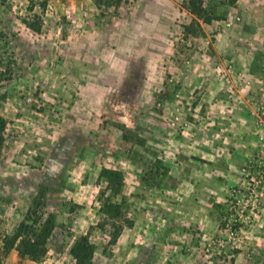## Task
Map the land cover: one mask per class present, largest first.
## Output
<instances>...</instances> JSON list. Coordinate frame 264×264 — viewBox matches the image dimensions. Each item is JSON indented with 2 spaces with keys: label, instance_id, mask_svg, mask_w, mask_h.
<instances>
[{
  "label": "rangeland",
  "instance_id": "rangeland-1",
  "mask_svg": "<svg viewBox=\"0 0 264 264\" xmlns=\"http://www.w3.org/2000/svg\"><path fill=\"white\" fill-rule=\"evenodd\" d=\"M31 1L0 0V239L30 210L54 228L3 263L74 264L88 233L89 264H264V0H195L209 22L190 0Z\"/></svg>",
  "mask_w": 264,
  "mask_h": 264
},
{
  "label": "trees",
  "instance_id": "trees-1",
  "mask_svg": "<svg viewBox=\"0 0 264 264\" xmlns=\"http://www.w3.org/2000/svg\"><path fill=\"white\" fill-rule=\"evenodd\" d=\"M32 2L31 0H29ZM190 4L195 7V11L199 15L203 16L204 21L209 22L210 16H206L204 11L196 8L195 0H190ZM42 7L45 6V2H41ZM195 12L194 10H192ZM5 119L0 116V149L3 141L2 132L5 127ZM100 177H104L111 185V191L114 194L120 193L122 187L123 176L119 170L102 168L99 172ZM101 211L105 215H116L120 218L124 216L118 203L112 201L108 196L101 201ZM44 214H36L35 210H30L24 217V219L18 224L15 231L11 235H5L2 242V253L7 254L10 249H15L20 257H27L31 260H38L42 258L46 251V241L50 233L54 228V216L48 213L43 219ZM43 219V220H42ZM126 221L127 219L124 218ZM42 220V221H41ZM124 220V221H125ZM41 221V222H40ZM40 223V224H39ZM39 224V226H37ZM130 224V222L128 223ZM113 233L111 234V243L115 242L122 224L113 223ZM37 226V227H36ZM95 251V245L90 242L88 233L80 235L73 245L71 246L69 253L74 258V264H89ZM0 264H4L0 259Z\"/></svg>",
  "mask_w": 264,
  "mask_h": 264
},
{
  "label": "crops",
  "instance_id": "crops-1",
  "mask_svg": "<svg viewBox=\"0 0 264 264\" xmlns=\"http://www.w3.org/2000/svg\"><path fill=\"white\" fill-rule=\"evenodd\" d=\"M160 136H161V134H159L158 132L155 133V137L153 138V146H154V148L151 145H149L148 143L145 144V150H144V152H145L146 155L152 157V155H153V153H155V151H156L157 154L160 153V149H161V145H162V144H160V140H161ZM191 147H194V151L196 150L195 153L193 152L194 154H198L201 157H205L203 154H201L202 151H203V149H202L203 147H201V146L200 147L199 146H196L195 147L194 144H192ZM153 149H154V151H153ZM184 153H187L188 155H186ZM189 153H192L191 152V149L190 150H186V148H185V150H183V155L181 157L177 156L178 159H176V157H175L176 154L173 153V151H170L167 154V156L169 157V165L172 166L173 168L170 169V171L172 172V173L170 172V175L172 177H170L168 175L166 177V179H165V183L166 184L167 183H170L172 180L173 181H176V182L179 181L178 179H176V177H177L176 176V173L177 172H176V169L174 168V165H176V167L179 169L180 172L183 173L184 171H186V173L188 175H190L194 171V168L197 166V162L192 157V154H189ZM173 158L175 159V162H174V160H172ZM115 161H117V159H115ZM186 177H188V176L186 175ZM212 181H215V179L214 178L207 177V178H205V180H203V183H211ZM194 182L195 183H198V182H200V180L195 179V181H193V183ZM1 243L2 242H1V239H0V244ZM1 249H2V246H1ZM13 249H12V251L15 250V249L14 250ZM31 262H33V261H31Z\"/></svg>",
  "mask_w": 264,
  "mask_h": 264
}]
</instances>
